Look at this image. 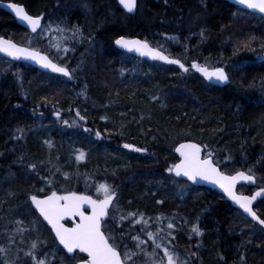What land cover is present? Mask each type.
I'll list each match as a JSON object with an SVG mask.
<instances>
[{"label": "trees", "instance_id": "1", "mask_svg": "<svg viewBox=\"0 0 264 264\" xmlns=\"http://www.w3.org/2000/svg\"><path fill=\"white\" fill-rule=\"evenodd\" d=\"M10 1L42 17L41 28L48 27L60 40L61 51L66 47L72 53L75 74L69 68L70 78L41 73L0 57V243L6 246L22 236L29 245L34 239L39 256L44 251L57 254L51 264H76L85 257L61 249L29 197L55 191L100 199L108 185L116 187L114 205L119 211L114 215L116 209L110 208L102 221L106 236L114 215L115 227L126 230L129 238L139 235L143 226L189 264H264V238L258 241L242 231L235 217L243 215L239 209L205 187L192 185L196 195L185 198L183 185L189 183L167 171L178 160L169 145L181 138L203 145L204 153L210 150L221 170L251 169L249 174L264 187V60L254 57L264 45V17L225 0H137L134 14L124 12L116 0L0 3ZM239 11L246 20L237 17ZM0 35L12 40L33 36L2 8ZM121 35L144 39L180 59L189 71L116 49L113 40ZM38 46L55 58L48 47ZM193 62L224 67L231 82L212 85L193 71ZM57 110L59 117L54 115ZM77 113L80 125L70 120ZM185 215L202 235L188 239ZM123 219L132 224L130 229ZM34 224L39 233L33 237L29 230ZM19 227L22 234L13 239L11 233ZM142 256L151 264L145 253Z\"/></svg>", "mask_w": 264, "mask_h": 264}, {"label": "snow or ice", "instance_id": "2", "mask_svg": "<svg viewBox=\"0 0 264 264\" xmlns=\"http://www.w3.org/2000/svg\"><path fill=\"white\" fill-rule=\"evenodd\" d=\"M236 3L247 9L256 10L259 13L264 14V0H236ZM119 4L122 5L128 13H132L137 7V0H119ZM8 7L15 13L16 17L21 21L26 22L27 25L31 27L32 32H36L38 28H41L42 17L29 15L24 6L18 3H9ZM76 31L79 32V29ZM41 32H43L42 28ZM115 44L123 49L129 51L135 50L141 55L151 56L154 60H161L168 64L179 65L180 69H183L185 72L189 71L180 59H172L163 52L151 48L147 41H129L121 36L115 40ZM248 50L250 52H256L255 48H249ZM0 51L7 52L9 56H13L16 59L23 56L25 59H30L41 64L45 69L50 68L54 73H61L63 76L71 77L68 68L53 63L51 60H48L46 56H42L37 52L25 48H19L10 41L0 39ZM17 53L20 55H17ZM256 58L264 60V45L261 46V51L257 53ZM191 68L202 73L209 81L215 79L220 84L231 82L224 67H213L209 70L206 66L202 67L193 62ZM261 93V103H264V82H262ZM54 115L59 117L60 113L55 112ZM77 115H79V113H77ZM80 119H83V117H80ZM63 122L68 124L67 120ZM18 131L22 130L18 129ZM85 131H87V129H85ZM96 135L99 136L100 133L97 132ZM123 147L136 152L146 151L143 148H136L132 144H124ZM175 151L179 153L180 161L168 168V172L175 171L176 176L182 175L193 182H196L199 178L218 184L224 192L227 193L228 196L252 218L253 221L264 226V219H261L252 208L253 201L257 200L258 197H264V187L260 188L259 191L251 196L237 195L234 190L237 181H255V176L249 174L251 169L249 170V173L238 171L232 176L224 175L214 163L212 159L213 154L209 152L206 157L202 158L201 145L196 143H182L175 149ZM82 158L83 154L78 157V159ZM29 167L35 169V165H29ZM115 195V192L110 193L107 186H104V199L102 200L93 199L91 196L80 195L76 192H69L66 195H58L55 191H53L51 195H46L42 199L35 195L31 196L30 199L43 219L51 225V229L55 232V239H58L59 244L63 245V248L67 250V253H75L77 249L81 253H87V258L83 259L81 264H128L132 257L129 256L126 251L122 254L121 251L118 250L120 245L110 243V237L105 236L104 232L101 230L102 221H104V218L108 215L109 205L113 203V197ZM84 205H88L91 208L90 214L86 213ZM67 217H70L73 220L77 217L79 219L73 227L69 228L62 223ZM173 227V223L168 224L169 229H172ZM260 231L261 235L264 236V227H261ZM192 232L196 235H202L200 228L196 225H193ZM147 235L152 239L154 251L155 249L162 247L161 244L156 243L155 237L151 232H148ZM132 239L136 242L137 247L146 243V241L140 239L139 235L133 236ZM121 242H123V236L121 237ZM35 247L36 244L34 243L33 248ZM123 247L126 249L127 245H123ZM241 247H243V245H241ZM29 255L32 254L30 253ZM47 255V253L44 254L45 258L33 257V264H51V262L46 259ZM189 255L192 256L195 254L191 253ZM240 259L243 261L244 257L241 256ZM153 264H189V259H181L178 253L164 246L163 257L158 262L153 261Z\"/></svg>", "mask_w": 264, "mask_h": 264}, {"label": "rangeland", "instance_id": "3", "mask_svg": "<svg viewBox=\"0 0 264 264\" xmlns=\"http://www.w3.org/2000/svg\"><path fill=\"white\" fill-rule=\"evenodd\" d=\"M237 17H239V18H241L243 20H246V15L243 12H240V11L237 12ZM42 29H43V32H41V30H38V32L33 34V36L18 35V37H16V39H13V40L15 42L21 44V45L27 46L29 48L37 49V50H39V46L38 45L42 43L43 46L48 47V49H49L48 51H51L52 55L55 57V58H53V60H55V61L60 60V61H58L59 64H61L64 67L69 68L75 74L74 69L70 65L71 62L69 61L71 57L73 58L72 53L70 52V54H69L66 47H64L63 51H61L60 48H59L60 40L59 39H54L52 37L51 32H49L48 27H45V28H42ZM70 35H71V37L73 39H75L77 37L76 31L74 32V36H73V34H70ZM66 37H68V36L66 35ZM256 56H257V54L254 57L256 58ZM256 59L257 60H261V59H258V58H256ZM3 65H4V62L0 61V68L3 67ZM192 69H193L194 72L198 73L199 76L203 77V79H205L208 82H210L206 77H204V75L202 73L198 72L194 68H192ZM208 69L211 70L212 68H208ZM18 73H20V72H18ZM57 112L60 113L59 110H57ZM78 118H79V116L76 115L75 118L70 117V120H71V122L74 125H76V124L80 125L82 123V120H78ZM83 129H87V127H83ZM173 141L174 142H172L169 146L171 147V150L174 151L175 146L179 142L184 141V139L178 138V139H174ZM209 152H210V150L205 152L204 155H207ZM222 171L224 173L231 174V172H227L225 169H222ZM106 186L109 189L110 193L111 192H115L116 193V187L113 188V187H110L108 185H106ZM257 186H261V185H258V183H257ZM183 188L185 189V198L188 197V196L190 198L191 196L196 195L192 191L193 187H192L191 184H189V186L183 185ZM183 188H182V190H184ZM253 190H254V188L247 187L246 185H241V186L237 187V192L241 193V194H248L249 192H251ZM100 194H101V198L100 199L101 200L104 199V187L100 191ZM29 199H30V197H29ZM114 201L115 200H113V204L111 205V209L113 207L116 209L114 211V215H116V213H118V211H119V207H116V205H114ZM257 206L258 207H257V209L255 208V210H257V212L259 211V213L264 214V200H263V202L259 201L257 203ZM239 214L236 213L235 217L237 218L236 220L238 221L239 225L241 226L242 231L247 232L248 235H252V237L257 239L258 241L263 240L264 237H261L262 235H261L260 230L257 229V227L255 228L254 226H252L246 220V218H244V217L242 218L241 217L243 215L240 214L241 215L240 216ZM114 215H113L112 221H111V223L109 225V228H108V234L114 240L113 243H115L117 245H120L118 250L121 251L122 254L125 253V251H126L127 254L132 257L131 261H129L128 264H145V261L143 260L142 253H145L146 258H149L151 260V264H153V261H157L158 262L163 257V247L164 246L167 247L166 243H164L162 241H156V243L161 244L162 247L159 248V249H155V251H154V245L152 243V239L150 237H148V235H147L148 230L147 229L146 230L143 229V226H141L142 230L139 233V237H140V239L142 241H146V243H143V244L140 245V247H137L136 246V242L132 238H129L126 230H122V228H120V226L115 227L114 222H115V219L118 216H114ZM123 221H124L125 224H128L127 228L130 229V225H132V224L130 223V225H129V222H127L128 221L127 219H123ZM136 223H137V221L134 224H136ZM34 225L35 226H31V228L29 230V232L32 234L33 237L36 234L39 233L38 227L36 226V224H34ZM184 227H185V231L189 230L187 232L188 239H192L194 236H196V234L194 232H192V226L189 224L188 217L186 215H185V226ZM21 229H22V227H19V228H16L14 231H12L11 234H12V238L13 239H16V237L18 235L22 234V230ZM259 235H261V236H259ZM122 236H123V242H121V237ZM34 243L35 242H34V239H33L31 241V243H29V245L28 244L26 245V241L22 240V236H21L19 241L7 242L6 246L4 244L0 243V260H2V259L5 260L4 264H23L21 259H26L27 258V261H30V263L33 264V257L45 258L44 256H39V254L37 252L38 251L37 249L39 247L38 245H36V247L33 248V244ZM23 245H24V247H22ZM44 245L45 244L43 243L42 246H44ZM123 245H127V248L125 249L123 247ZM6 247L9 248L10 250H7ZM10 253H12L11 256H9ZM30 253L32 255H29ZM45 253L48 254L46 259L47 258L50 259L52 257L49 261H52L53 258L57 259V254L55 255L54 253H52V251H48V252L44 251V254ZM180 258L182 259V256H180ZM66 261L68 263H65V264H74V263H72L74 261H72V262L69 261V260H66ZM76 264H77V262H76Z\"/></svg>", "mask_w": 264, "mask_h": 264}, {"label": "water", "instance_id": "4", "mask_svg": "<svg viewBox=\"0 0 264 264\" xmlns=\"http://www.w3.org/2000/svg\"><path fill=\"white\" fill-rule=\"evenodd\" d=\"M225 1L229 2L230 4H232V5L236 6V7H239V8H241V9L247 10V11H249V12H251V13H255V14H258V15L264 17V14H261V13H259V12L256 11V10H250V9H247L246 7H244V6H242V5L237 4V3H236V0H225ZM116 2H117V4L119 5V7H120L124 12L128 13L127 10L124 9L123 6L119 4V0H116ZM9 3H15V2H11V1H10V2H1V3H0V8H2L4 11H6L8 14H10V15L16 20L17 24L20 25V27H21L22 29H24L25 31L30 32V33H35V32H32L31 27H30L29 25H27L26 22L21 21L18 17L15 16V13H14V12L8 7V4H9ZM22 6H23V5H22ZM24 8H25V7H24ZM25 10H26V9H25ZM135 10H136V9H135ZM135 10H134V12H132V13H128V14H134V13H135ZM26 11H27V10H26ZM28 14L31 15L30 13H28ZM32 16H34V15H32ZM34 17H35V16H34ZM41 24H42V21H41ZM38 29H39V28H38ZM38 29H37V30H38ZM121 36H123V35H121ZM121 36H118V37H116V38L113 40V45H114V47H115L116 49H118V50H120V51H122V52L128 53V54H130V55H133V56H135V57H138V58H141V59H145V60H147V61H157V62H160V63L166 64V65H174V64H168V63H166L165 61L154 60V59H152L151 56H148V55H141L139 52H137V51H135V50L129 51V50H127V49H123V48H121L120 46H118V45L115 44V40L118 39V38H120ZM123 37H124L126 40H129V41H131V40L145 41L144 39H141V38H139V37H127V36H123ZM0 39H3L4 41H10L12 44L16 45V46L19 47V48H25V49H29L30 51L37 52V53H39V54L42 55V56H46V57L48 58V60H51L53 63H56V62L53 61V60H52V59H51L46 53H44V52H42V51L35 50V49L29 48V47H27V46L21 45V44H19V43H16L15 41L9 39L8 37H4V36H2V35H0ZM147 43H148V42H147ZM148 45H149L151 48H153V49H156V50H158V51L163 52L162 50H160V49H158V48H156V47L151 46L149 43H148ZM163 53H164L165 55H167L165 52H163ZM17 55H20V54L17 53ZM0 56L3 57V58H5V59H8V60L14 61V62L28 64L29 66H31V67H33L34 69H36V70H38V71H40V72H43V73L63 76V74H61V73H54V72H52L50 68H49V69H45V68H43V67L41 66V64H38V63H36L35 61H32V60H30V59H25L23 56H21L19 59H16V58L13 57V56H9V55L7 54V52H3V51H0ZM169 57H170V56H169ZM170 58L175 59V58H173V57H170ZM56 64L59 65V66H62V65H60V64H58V63H56ZM176 66H179V65H176ZM62 67H64V66H62ZM65 77H66V76H65ZM67 78H70V77H67ZM211 83H212L213 85L217 86V87H221V86L224 85V84H220V83H218L215 79H213V80L211 81ZM182 143H196V144H199V143H197V142H195V141H192V140H184V141L179 142V143L175 146V148H174V152H175V154H176V155L178 156V158H179L178 161H177L175 164L179 163V161H180L179 153H177V152L175 151V149H176L180 144H182ZM200 145H201V144H200ZM203 148H204V146L201 145V157H202V151H203ZM202 158H204V157H202ZM216 166H217V165H216ZM217 168L220 170V168H219L218 166H217ZM238 171H243V170H238ZM238 171H236V172H238ZM220 172L223 173L224 175H227V176H232V175H235V174H236V172H234V173H232V174H227V173L222 172L221 170H220ZM243 172H245V171H243ZM245 173H246V172H245ZM171 175L174 176V177H176V178H179V179H183V180H185V181H188V182H190L192 185H194V186H196V187H208V188H211V189H215V190H216L218 193H220V194H221V195H222V196H223V197H224V198H225V199H226V200H227L232 206H234V207L240 209L241 212H242V214H243L245 217H247L250 221H252V222L258 224V222L253 221L252 218H251L247 213H245L244 210L241 209V208L239 207V205H237V204H236V203H235V202H234V201L228 196V194L224 192V190H223L218 184H215V183H213L212 181H209V180H202V179H199V178H198V180H197L196 182H193V181L188 180L187 177H184V176H182V175H181V176H176L175 171H172V172H171ZM255 181H256V180H255ZM255 181H254V182L237 181V183H236V187H237L238 185H241V184H245V185H248V186H252V185L255 184ZM236 187H235V189H234L235 192H236ZM260 188H262V187H260ZM260 188H257V189H256L251 195H254L255 192L259 191ZM57 194H58V193H57ZM66 194H68V193H65V194H58V195H66ZM77 194L91 196V195L83 194V193H77ZM236 194H237V195L251 196V195H248V194H239V193H237V192H236ZM48 195H51V194H48ZM32 196H33V195H32ZM35 196H36V195H35ZM45 196H46V195H45ZM45 196H37V197L40 198V199H42V198H44ZM91 197H92V196H91ZM30 198H31V197H30ZM92 198L95 199L94 197H92ZM113 199H114V197H113ZM260 199H264V197H258V198H257V200H260ZM257 200L253 201V203H252V208H253L254 203L257 202ZM30 203H31V206H32L33 211H34L35 213H37V214L41 217L43 223H44V224L50 229V231L52 232V234H53L54 237H55V232L51 229V225H49V224L47 223V221H45V220L43 219V217L40 215L39 211H38L37 209H35V206L32 204L31 199H30ZM110 207H111V204L109 205V209H110ZM84 209H85V211H86L87 214H90V213H91V208H90L88 205H84ZM109 209H108V211H109ZM78 219H79L78 217H77L75 220H73V219L70 218V217H67V218H65L64 221H62V223H64L66 227H69V228H70V227H73V226L75 225V223L78 222ZM104 219H105V218H104ZM67 222H69V224H67ZM258 225H259V224H258ZM259 226H261V225H259ZM261 227H264V226H261ZM101 230H102V227H101ZM102 231H103V230H102ZM104 234H105V233H104ZM105 236H106V235H105ZM56 241H57V243L59 244L58 239H56ZM59 245H60V244H59ZM60 247L63 249V251H64L66 254H68V255H73V254H74V253H67V250L63 248V245H60ZM76 252L82 254V255L85 257V259L87 258V253H81V252H79L78 249L76 250ZM81 262H82V260L79 261L77 264H81Z\"/></svg>", "mask_w": 264, "mask_h": 264}, {"label": "flooded vegetation", "instance_id": "5", "mask_svg": "<svg viewBox=\"0 0 264 264\" xmlns=\"http://www.w3.org/2000/svg\"><path fill=\"white\" fill-rule=\"evenodd\" d=\"M254 190H255V189H254ZM254 190H253V191H254ZM253 191L249 192L248 194H251Z\"/></svg>", "mask_w": 264, "mask_h": 264}, {"label": "bare ground", "instance_id": "6", "mask_svg": "<svg viewBox=\"0 0 264 264\" xmlns=\"http://www.w3.org/2000/svg\"><path fill=\"white\" fill-rule=\"evenodd\" d=\"M42 73V72H41ZM241 75V74H240Z\"/></svg>", "mask_w": 264, "mask_h": 264}]
</instances>
